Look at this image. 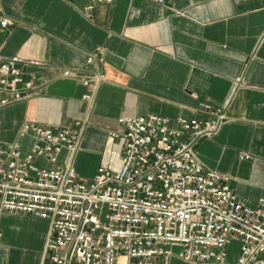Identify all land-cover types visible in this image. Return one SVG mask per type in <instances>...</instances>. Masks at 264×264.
Instances as JSON below:
<instances>
[{
	"label": "crops",
	"instance_id": "1",
	"mask_svg": "<svg viewBox=\"0 0 264 264\" xmlns=\"http://www.w3.org/2000/svg\"><path fill=\"white\" fill-rule=\"evenodd\" d=\"M87 4L0 0L14 20L0 28L1 54L39 61L21 64L34 88L0 109V140L16 139L25 122L79 121L84 130L75 165L91 180L101 165L121 166L123 142L108 134L120 127L119 118L156 113L179 127L181 117H205L210 104L224 109L228 122L201 140L198 155L230 176L240 200L257 206L264 198V0H113L90 13ZM32 142L23 140L26 151ZM66 155L49 165L64 164ZM2 227L0 264L40 263L47 218L6 213ZM237 253L230 251L229 259ZM126 262L120 257L118 264ZM171 264L219 263L174 256Z\"/></svg>",
	"mask_w": 264,
	"mask_h": 264
},
{
	"label": "built area",
	"instance_id": "2",
	"mask_svg": "<svg viewBox=\"0 0 264 264\" xmlns=\"http://www.w3.org/2000/svg\"><path fill=\"white\" fill-rule=\"evenodd\" d=\"M112 1L88 0L85 10ZM153 1L164 5L169 0ZM13 24L0 8V28ZM23 63L39 61L0 52V109L34 88L33 80L24 77ZM84 83L94 85L92 79ZM204 106L205 117H181L179 127L156 113L119 118L120 127L108 134L123 142L121 166L101 165L91 180L82 179L75 165L81 122L23 123L16 139L0 140V244L3 215L25 213L49 220L39 264H118L120 257L126 264H171L174 256L264 264V198L257 206L240 200L230 176L200 159L201 140L228 122L224 109ZM28 136L33 142L26 151ZM64 151V164L49 165ZM233 242L238 253L230 260Z\"/></svg>",
	"mask_w": 264,
	"mask_h": 264
},
{
	"label": "rangeland",
	"instance_id": "3",
	"mask_svg": "<svg viewBox=\"0 0 264 264\" xmlns=\"http://www.w3.org/2000/svg\"><path fill=\"white\" fill-rule=\"evenodd\" d=\"M230 251L231 252H234L236 251V249L238 248V243L237 242H233L231 245H230Z\"/></svg>",
	"mask_w": 264,
	"mask_h": 264
},
{
	"label": "bare ground",
	"instance_id": "4",
	"mask_svg": "<svg viewBox=\"0 0 264 264\" xmlns=\"http://www.w3.org/2000/svg\"><path fill=\"white\" fill-rule=\"evenodd\" d=\"M42 259V258H41Z\"/></svg>",
	"mask_w": 264,
	"mask_h": 264
}]
</instances>
